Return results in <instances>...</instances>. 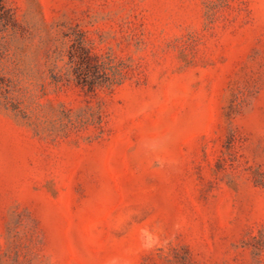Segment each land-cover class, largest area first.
<instances>
[{
  "label": "rangeland",
  "instance_id": "rangeland-1",
  "mask_svg": "<svg viewBox=\"0 0 264 264\" xmlns=\"http://www.w3.org/2000/svg\"><path fill=\"white\" fill-rule=\"evenodd\" d=\"M0 264H264V0H0Z\"/></svg>",
  "mask_w": 264,
  "mask_h": 264
}]
</instances>
